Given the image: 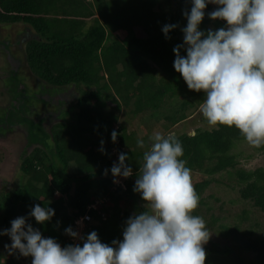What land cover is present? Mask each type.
<instances>
[{
  "label": "trees",
  "instance_id": "obj_1",
  "mask_svg": "<svg viewBox=\"0 0 264 264\" xmlns=\"http://www.w3.org/2000/svg\"><path fill=\"white\" fill-rule=\"evenodd\" d=\"M216 7L209 4L205 9L202 30L225 26V21L207 15ZM190 8V0H0V25H24L14 42H0L7 49L23 44L26 67L45 85L39 88L40 93L60 97L72 92L76 96L68 93L56 123L46 129L49 116L39 121L31 116L26 80L10 82V89L18 93L11 115L17 114L26 124L28 146L33 148L19 157L21 177L15 186L0 189V231L40 204L55 209V216L43 224L34 217L28 222L62 247L82 244L65 229L71 226L74 230L76 219L85 214L91 219L81 236L95 230L104 243L121 240L127 218L147 210L133 187L148 147H138L141 137L131 127L137 122L143 127L148 112L150 118H160L159 110L166 103L175 106L166 120L180 122L186 119L188 109L195 107L209 126L197 128L195 135H176L183 145L182 159L197 176L193 185L200 200L193 214L201 216L204 191L215 180L214 175L225 172L243 183L241 198L264 216V167L245 170L238 166L234 148L244 137L235 127L210 126L200 110L203 91L189 90L173 67V48L183 43L181 29L187 24L183 12ZM165 24L178 25L169 38L162 32ZM181 54L186 52L182 49ZM114 130L118 133L115 143L111 139ZM101 140L104 153L99 150ZM122 152L128 155L125 163L132 167L133 175L118 184L110 169ZM105 169H109L107 175ZM93 204L95 208L90 207ZM211 225L206 224L208 231ZM220 227L225 232L219 231V235L229 236V241L238 234L237 225ZM250 234L251 230L241 236ZM1 241L3 246L11 243L7 235H0ZM241 242L223 249L212 243L215 246L209 249L221 256L220 261L264 264V236ZM4 248H0V264H20L21 255L9 254Z\"/></svg>",
  "mask_w": 264,
  "mask_h": 264
},
{
  "label": "clouds",
  "instance_id": "obj_2",
  "mask_svg": "<svg viewBox=\"0 0 264 264\" xmlns=\"http://www.w3.org/2000/svg\"><path fill=\"white\" fill-rule=\"evenodd\" d=\"M183 43L173 48V67L189 90L203 91L201 112L210 126L235 127L246 142L264 146V0H190ZM209 4L217 7L208 12L212 20L226 24L219 29L202 30ZM176 24H165L162 32L169 38ZM186 55L181 54V50ZM69 95L74 93L68 92ZM65 94V93H64ZM68 96V95H67ZM118 133L111 139L115 143ZM195 135V133H192ZM149 150L136 173L133 191L145 202L144 208L129 216L121 240L111 245L100 240L97 231L80 236L71 226L65 233L81 243L61 246L55 238H45L28 222L34 217L43 224L55 216V209L35 204L27 216L11 221V227L0 231L11 244L9 254L18 252L32 257L31 264H205L204 245L210 239L206 221L194 210L199 195L192 183L191 169L182 159V142L175 134L156 132L150 138ZM100 151L104 153V141ZM143 148V139L137 140ZM120 153L110 172L114 182L129 178L133 169ZM109 169H105V175ZM81 217V216H80ZM79 217V218H80Z\"/></svg>",
  "mask_w": 264,
  "mask_h": 264
},
{
  "label": "rangeland",
  "instance_id": "obj_3",
  "mask_svg": "<svg viewBox=\"0 0 264 264\" xmlns=\"http://www.w3.org/2000/svg\"><path fill=\"white\" fill-rule=\"evenodd\" d=\"M23 27L24 25L21 24H1L0 41L14 42L16 35ZM6 49V46L0 42V189H10L15 186L17 179L21 177L18 176L19 170L17 163L19 162V157L23 151L28 152L33 148V145L28 146V130L26 124L17 114L12 116L10 112L17 105L18 100L16 98V94L18 93H13L10 89V80L7 77L11 68H14L13 72L16 71V68L19 69L18 72H14V79L22 78L26 80L24 84H27L29 88V105L32 107L31 116L34 120L39 121L49 116L44 124L46 129H49L52 124L56 123L55 116L63 108L62 100L64 99L62 98L58 102L60 97L56 95L53 97L52 103L44 100L39 88L45 85L40 80H37L26 67V63L23 61L24 47L22 43L19 45H11L9 51ZM9 52H12L14 55L8 56L10 55ZM174 109L175 106L172 103H166L159 110L158 116L160 118L156 120L155 118H150V112H148L142 119L143 127L138 122L136 123V120L134 121V124H136L131 128L139 133V137L145 142V148L148 147L147 150H149L151 143L149 138L156 132H160L166 136L168 134L178 135L182 132L192 134L197 128H209L200 118V113H197L198 109L195 107L188 109L186 119L180 122L174 124L170 120H166L165 116L173 113L172 111ZM154 127L155 131L153 129ZM234 151L238 153L239 167L245 170L264 167V149L254 148L244 140L236 145ZM191 175L193 183L197 180V176L193 172H191ZM214 177L215 180L210 183L203 193L202 198L205 201L199 210V214L206 221V224L210 222L212 224L209 227V233L211 235L208 241L209 245L213 246L212 243H214L219 249H223L225 245H230L233 242L240 244L244 240L252 241L257 237H263L264 216L257 208L253 207L249 200L241 198L239 187L243 183H238L235 177H229L225 172L218 173ZM119 182L124 183L123 177L120 178ZM214 219L217 221L214 222ZM221 224L229 226L230 228L236 225L238 226V234L233 237L232 241H229L231 239L229 236L222 237L219 235V231L225 232V229H221ZM250 230L251 234L249 237L241 236L242 232ZM3 244L4 242L1 241L0 248L5 247ZM10 244L8 243V245ZM219 263L231 264V262L226 260H221Z\"/></svg>",
  "mask_w": 264,
  "mask_h": 264
},
{
  "label": "flooded vegetation",
  "instance_id": "obj_4",
  "mask_svg": "<svg viewBox=\"0 0 264 264\" xmlns=\"http://www.w3.org/2000/svg\"><path fill=\"white\" fill-rule=\"evenodd\" d=\"M13 68V67H12ZM11 68V70L9 71V73H8V79L10 80L9 82H11V83H14V75H12V71L14 70V68L12 69ZM19 71V69H17L16 68V71H14V72H18ZM38 80V79H37ZM13 93H14V91H13ZM67 95H68V93H67ZM47 101H50L51 103L53 102V97H49V95L48 94H45V95H42ZM42 96H40V97H42ZM67 97L68 96H66L64 93H62L61 94V96H60V98H59V101L58 102H60V100L62 99V98H64L63 100H67ZM48 98H51V99H48ZM62 100V101H63ZM17 102H18V100H17ZM56 104V103H55ZM56 117V116H55ZM212 246H210L209 245V242H207L205 245H204V248H205V250H206V261H205V264H219V262H220V258H221V256H220V258H218V256H217V253L216 252H211L210 251V249L209 248H211ZM25 258H27L26 260H25ZM21 262H20V264H31V261H32V257L31 256H29V257H23V256H21Z\"/></svg>",
  "mask_w": 264,
  "mask_h": 264
},
{
  "label": "built area",
  "instance_id": "obj_5",
  "mask_svg": "<svg viewBox=\"0 0 264 264\" xmlns=\"http://www.w3.org/2000/svg\"><path fill=\"white\" fill-rule=\"evenodd\" d=\"M90 207L95 208L96 206L93 204ZM90 219H91V217H90L89 214H85V215L81 216L80 218L76 219L74 231H77L80 234V236H81L82 232L84 230L86 221H89ZM73 240H78V239L73 238Z\"/></svg>",
  "mask_w": 264,
  "mask_h": 264
},
{
  "label": "crops",
  "instance_id": "obj_6",
  "mask_svg": "<svg viewBox=\"0 0 264 264\" xmlns=\"http://www.w3.org/2000/svg\"><path fill=\"white\" fill-rule=\"evenodd\" d=\"M10 48V47H9ZM9 48L8 49H6L7 51H9ZM10 51H12V50H10ZM10 53V55H8V56H12V55H14L12 52H9ZM11 61V60H10ZM11 64V63H10Z\"/></svg>",
  "mask_w": 264,
  "mask_h": 264
}]
</instances>
